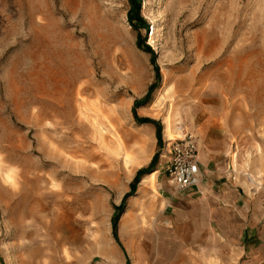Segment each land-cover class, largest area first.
<instances>
[{
  "label": "rangeland",
  "instance_id": "1",
  "mask_svg": "<svg viewBox=\"0 0 264 264\" xmlns=\"http://www.w3.org/2000/svg\"><path fill=\"white\" fill-rule=\"evenodd\" d=\"M166 118L264 185V0H0V264H237L170 205Z\"/></svg>",
  "mask_w": 264,
  "mask_h": 264
},
{
  "label": "crops",
  "instance_id": "2",
  "mask_svg": "<svg viewBox=\"0 0 264 264\" xmlns=\"http://www.w3.org/2000/svg\"><path fill=\"white\" fill-rule=\"evenodd\" d=\"M214 151H198L199 182L188 190L186 201L179 200L184 207L173 196L170 205L177 209L179 223L195 235L204 233L207 249L217 261L264 264V185L245 190L224 174L220 155ZM177 259L170 264H181Z\"/></svg>",
  "mask_w": 264,
  "mask_h": 264
},
{
  "label": "built area",
  "instance_id": "3",
  "mask_svg": "<svg viewBox=\"0 0 264 264\" xmlns=\"http://www.w3.org/2000/svg\"><path fill=\"white\" fill-rule=\"evenodd\" d=\"M167 145L168 158L164 172L170 185L179 190L195 186L199 182L196 136L186 131L182 137L171 140Z\"/></svg>",
  "mask_w": 264,
  "mask_h": 264
},
{
  "label": "trees",
  "instance_id": "4",
  "mask_svg": "<svg viewBox=\"0 0 264 264\" xmlns=\"http://www.w3.org/2000/svg\"><path fill=\"white\" fill-rule=\"evenodd\" d=\"M135 17H137V15L136 16H133V19L135 18ZM156 86V84H153L150 88H149V90L147 91V93H146V95H145V97H144V102H147L148 101V97H149V95H150V93L153 91V88ZM147 100V101H146ZM140 120H142V121H150L149 119H147V118H140ZM159 137H160V132L158 131V133H157V139H158V141H159ZM153 166H154V163L153 162H151V163H149L146 167H141L138 171H137V173H136V175L134 176V180H133V185H136V183H138L139 181H140V178H141V176L142 175H144V174H146V173H148L150 170H152V168H153ZM127 195H129V194H127ZM117 210H118V214L116 215V218L118 217V216H120L122 213H123V211H124V202L122 203V204H120L118 207H117ZM113 231H115V229H116V227H117V225H116V222H115V220L113 221Z\"/></svg>",
  "mask_w": 264,
  "mask_h": 264
},
{
  "label": "bare ground",
  "instance_id": "5",
  "mask_svg": "<svg viewBox=\"0 0 264 264\" xmlns=\"http://www.w3.org/2000/svg\"><path fill=\"white\" fill-rule=\"evenodd\" d=\"M163 123H164V129L163 130H164L165 135L167 137L166 138L167 141H170L171 139H174L176 136H178V135H180V133H182V129L180 128V126L175 125L171 129V124H170V120L169 119L166 118L165 122H163ZM177 123L179 124V121H177ZM223 140H225V139H223ZM156 172H157V170L155 172L151 173V174H148L147 177H154Z\"/></svg>",
  "mask_w": 264,
  "mask_h": 264
}]
</instances>
